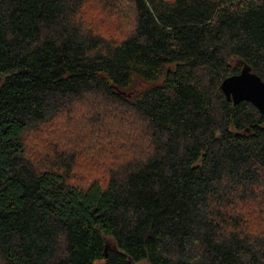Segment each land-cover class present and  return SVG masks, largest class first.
I'll use <instances>...</instances> for the list:
<instances>
[{
	"label": "trees",
	"instance_id": "trees-1",
	"mask_svg": "<svg viewBox=\"0 0 264 264\" xmlns=\"http://www.w3.org/2000/svg\"><path fill=\"white\" fill-rule=\"evenodd\" d=\"M243 64L264 0H0V264H264Z\"/></svg>",
	"mask_w": 264,
	"mask_h": 264
},
{
	"label": "water",
	"instance_id": "water-1",
	"mask_svg": "<svg viewBox=\"0 0 264 264\" xmlns=\"http://www.w3.org/2000/svg\"><path fill=\"white\" fill-rule=\"evenodd\" d=\"M227 100L234 104L242 100L250 101L261 112L264 111V81L247 64H243L239 73L224 78L220 84ZM139 88L129 91L117 89L124 96L131 97Z\"/></svg>",
	"mask_w": 264,
	"mask_h": 264
},
{
	"label": "rangeland",
	"instance_id": "rangeland-1",
	"mask_svg": "<svg viewBox=\"0 0 264 264\" xmlns=\"http://www.w3.org/2000/svg\"><path fill=\"white\" fill-rule=\"evenodd\" d=\"M102 21H100V22H102V23H105V19H102V17L100 18ZM98 22V21H97ZM99 26H101L100 24H99ZM111 29H112V26L110 25L109 26V29H108V32H110L111 31ZM105 34H106V32H104ZM143 86H145L144 84H142V83H139L138 85H137V87H135V89L136 88H141V87H143ZM65 120H61V122H64ZM51 129V125H49V127H47V128H42V129H40V133H41V135H45V134H47L48 132H49V130ZM40 133H39V135L37 136L38 138H39V140H40V142L42 141V138L40 137ZM49 136H52V137H54L53 135H51V134H48ZM38 144V146H41L43 149H44V151H43V153H46L47 151H49L50 149H52L53 148V146L55 145V144H39V143H37ZM57 147H59L58 145H56ZM42 148H39V149H42ZM41 152H39L38 154H40ZM260 204L264 207V204L262 203V202H260ZM98 264H99V262H98ZM136 264H146L144 261H141V262H138V263H136Z\"/></svg>",
	"mask_w": 264,
	"mask_h": 264
}]
</instances>
